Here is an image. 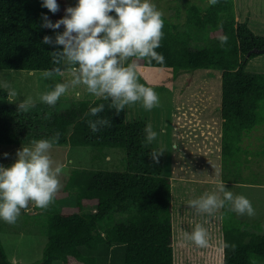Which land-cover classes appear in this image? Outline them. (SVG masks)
Wrapping results in <instances>:
<instances>
[{
	"label": "trees",
	"instance_id": "trees-1",
	"mask_svg": "<svg viewBox=\"0 0 264 264\" xmlns=\"http://www.w3.org/2000/svg\"><path fill=\"white\" fill-rule=\"evenodd\" d=\"M40 1L0 0V68L55 67L51 51L57 48L42 40L45 35L54 39L56 32L41 27ZM163 19L164 35L156 51L165 62L141 59L137 63L164 67L174 74L203 68L221 71V160L223 180L229 182L233 173H242L243 157L249 154L242 144L244 136L264 124V72L246 69L264 48V36L237 19L234 0H219L215 6L191 4L184 17L177 10L175 16ZM63 30L61 25L56 31ZM220 35L229 37L224 47ZM193 42L202 44L194 46ZM58 47L62 50L63 46ZM0 97L7 98L1 86ZM99 103H105L100 115L111 120V127L93 133L87 121L96 117L85 114ZM147 124V119L127 120L126 108L117 114L108 102L96 98L74 100L63 110L37 102L29 111L19 112L16 103L0 104V144L27 143L59 132L57 144L88 145L99 152L120 147L126 153L123 169L78 167L71 171L56 195L71 194V204H53L46 210L48 239L42 259L19 264H53L55 260L64 264H174L172 174H165L163 154L158 164L150 156L160 148L146 144ZM260 154H264V144ZM227 211L222 210L224 245L236 248L224 247V264H264V232L250 230L231 212L229 219ZM0 250V264H14L1 240Z\"/></svg>",
	"mask_w": 264,
	"mask_h": 264
},
{
	"label": "rangeland",
	"instance_id": "rangeland-1",
	"mask_svg": "<svg viewBox=\"0 0 264 264\" xmlns=\"http://www.w3.org/2000/svg\"><path fill=\"white\" fill-rule=\"evenodd\" d=\"M256 1L262 3L263 0ZM152 2L168 17L175 16L177 10H181V16L184 17L186 8L191 4L209 5L208 0H152ZM57 3L60 5V10L53 14L42 7V1L37 2L40 10V25L43 14L55 22L64 16L68 6H75L78 0H57ZM248 3L249 0L248 2L245 0V3L235 5V10L239 12H237L238 20L241 21L246 15L250 17L252 12L256 15L254 10H257V6L251 8L252 5ZM245 21L256 34L264 36V19ZM193 44L199 46L202 43L193 42ZM137 64L139 82L154 88L159 95L160 106L147 111L140 103H136L126 107V117L127 120L147 119L158 132L157 139L152 145L165 150L163 153L165 174H172L173 181L174 264H222V259L224 264L223 209L212 216L197 214L190 208L188 202L199 198L205 192L215 191L216 185L222 182L227 190L236 195L243 194L250 199L255 209V215L249 217L238 215L227 208V217L230 219L235 215L250 230L264 232V154H260L264 144V124L258 125L244 136L242 144L248 148L249 154L243 157L242 173H233L231 181H224L221 160L223 121L221 71L203 68L174 74L164 67ZM246 69L264 72V51L251 58ZM37 71L31 75L26 69L0 68V86L3 87L7 82L15 87L20 92V101L25 96L36 97L49 90L48 86L53 83L41 77L40 74L44 69ZM78 91L81 92L78 99L95 98L83 87ZM74 100H77L75 94L69 93L60 98L54 108L66 109ZM6 102H8L7 98L0 97V104ZM173 143L179 144V149L173 150L171 147ZM22 145L31 146V142L0 144V164L5 167L11 166L16 159L17 150L21 149ZM5 153L8 155L5 156ZM51 156L57 164L65 165L60 175L61 189H63L74 168L123 169L126 153L120 147L99 152L88 145L55 143ZM69 161L72 163H68ZM71 202L72 195L66 194L61 198L55 197L53 204L66 206ZM88 209L94 210L91 206ZM47 218L46 210H41L31 203L27 210H22L15 225L0 219V240L14 264L32 263L42 259L48 239ZM197 224L206 228L210 234L209 246L206 248L197 247L194 242L186 238L195 230ZM53 264L64 263L62 260H55Z\"/></svg>",
	"mask_w": 264,
	"mask_h": 264
},
{
	"label": "clouds",
	"instance_id": "clouds-1",
	"mask_svg": "<svg viewBox=\"0 0 264 264\" xmlns=\"http://www.w3.org/2000/svg\"><path fill=\"white\" fill-rule=\"evenodd\" d=\"M218 3L219 0H208L210 6ZM42 7L53 14L60 10L57 0H42ZM113 12L115 15L111 14ZM163 16L164 12L152 0H78L55 22L43 14L41 27L54 30L56 35L54 39L45 35L42 43L53 45L57 50L51 51V62L55 67L40 75L53 83L48 86L49 90L36 97L25 96L20 101V92L5 82L3 87L8 102L16 103L19 112L29 111L37 102L54 107L69 93H74L78 99L81 95L78 89L83 87L96 99L108 102V107L115 109L117 114L136 103L147 111L159 107L158 93L153 87L139 82L137 61L165 62V57L156 51L161 47L164 35ZM61 25L64 30L56 31ZM218 39L220 46L224 47L229 37L220 35ZM58 46H63L62 50ZM57 77L61 79L57 80ZM104 109L105 103H99L85 114L96 117L87 121L93 133L111 127V120L100 115ZM144 133L146 144L157 139L158 132L151 123L144 128ZM59 139V132L51 138L33 139L31 146L22 145L17 150L11 166L0 164V219L4 222L15 225L30 202L41 210H47L55 202L62 187L60 175L65 167L57 164L51 156L53 145ZM171 147L179 149V144L173 143ZM164 151H151L154 163H159ZM227 189L224 183H218L215 191L205 192L190 200L188 205L197 214L209 216L224 208L238 215H255L250 199ZM186 238L197 247L209 246L210 234L200 224ZM224 247H231L233 251L236 248L234 244Z\"/></svg>",
	"mask_w": 264,
	"mask_h": 264
},
{
	"label": "crops",
	"instance_id": "crops-1",
	"mask_svg": "<svg viewBox=\"0 0 264 264\" xmlns=\"http://www.w3.org/2000/svg\"><path fill=\"white\" fill-rule=\"evenodd\" d=\"M241 1L245 3V0L244 1L243 0H235V5L237 4V6H238L239 4H241L242 3ZM246 1L248 2V0H246ZM249 2L250 3H248V5H252L251 8L257 6V10H254L256 12V15H254L253 12H252L250 17H249V15H246L244 18L242 17L241 19L242 20H248V19L256 20V19H259V18L260 19H264V0L262 1V3H258L256 0H249ZM236 12H238V11H236ZM36 71L37 70H28V73L31 74V75H34L36 73Z\"/></svg>",
	"mask_w": 264,
	"mask_h": 264
},
{
	"label": "water",
	"instance_id": "water-1",
	"mask_svg": "<svg viewBox=\"0 0 264 264\" xmlns=\"http://www.w3.org/2000/svg\"><path fill=\"white\" fill-rule=\"evenodd\" d=\"M260 51H264V48H262ZM0 254H1V250H0Z\"/></svg>",
	"mask_w": 264,
	"mask_h": 264
}]
</instances>
